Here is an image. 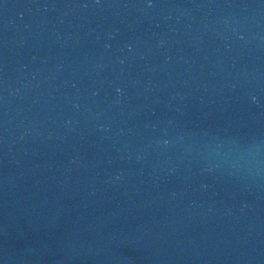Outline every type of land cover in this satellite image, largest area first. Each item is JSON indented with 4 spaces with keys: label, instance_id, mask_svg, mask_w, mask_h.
Listing matches in <instances>:
<instances>
[{
    "label": "water",
    "instance_id": "obj_1",
    "mask_svg": "<svg viewBox=\"0 0 264 264\" xmlns=\"http://www.w3.org/2000/svg\"><path fill=\"white\" fill-rule=\"evenodd\" d=\"M0 264H264V0H0Z\"/></svg>",
    "mask_w": 264,
    "mask_h": 264
}]
</instances>
